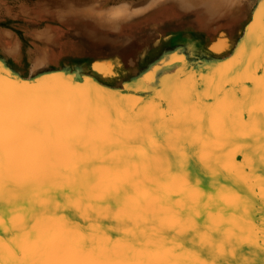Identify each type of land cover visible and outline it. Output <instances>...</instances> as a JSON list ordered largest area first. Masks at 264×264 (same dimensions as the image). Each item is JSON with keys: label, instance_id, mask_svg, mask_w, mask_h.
<instances>
[{"label": "bare ground", "instance_id": "1", "mask_svg": "<svg viewBox=\"0 0 264 264\" xmlns=\"http://www.w3.org/2000/svg\"><path fill=\"white\" fill-rule=\"evenodd\" d=\"M46 4L22 15L25 23L38 24L37 29H24L23 32H28L29 39L37 40L39 44L32 52L25 80H17L5 69L15 70V58L21 51L20 42L10 32H0V88L5 93L9 90L22 94L39 92L60 95L68 100H91L98 133L102 131V125L108 123L106 110L112 106L107 115L117 123L113 124L111 134L97 140L76 136L72 141L77 151L89 154L97 161H105L106 158L129 161L132 171L127 175L116 176L102 169L104 186L124 183L129 181L130 176H135V180L142 182L141 190L144 184L158 189L154 194L160 197L164 207H184L185 200L198 199V206L189 211L200 213L196 218L200 230L207 231L217 243L220 242L221 232L233 234L226 249L227 255L211 257L217 260V264L221 259L225 264H264V231H261L259 224L247 227L238 219L245 216L252 218L264 211V159H261L260 141L258 136H229L224 127L226 117L228 124L235 122L241 127L248 119L246 113L238 115L230 111V102L234 97L257 94L264 88V48L260 44L263 31L258 30L264 15V0H150L140 7L122 4L105 10L81 6V3L70 0L62 6L54 1ZM151 10L158 24L155 38H139V51L133 57L130 55L132 58L126 61L125 67L123 65L124 70L129 69L131 74L117 86L104 85L105 80L113 77L119 68L116 49L123 45L132 46L131 38H120L124 24ZM249 18L254 22L250 30L243 34L244 38H250L249 41L236 43L229 51L241 26ZM55 23L68 29V32L61 31ZM66 52H71V55ZM66 55L77 64L68 75L64 69L61 72L60 67L50 63L51 58ZM209 56H215L213 59L217 60L210 73L201 74L199 79L188 74L195 63L207 62ZM73 70L80 72L82 82H79L77 78L80 77L77 75L76 78ZM185 82L194 83L200 93L197 101L205 112L195 113L193 118H203V136L194 130L190 137H185L179 144L169 145L170 154H166L163 160H157L149 151V145L151 141L161 143V130L157 129L155 135L137 142L136 130L119 124L115 106L123 102L127 111L144 113L152 110L147 104L152 101L157 113L168 111L167 86ZM24 85L29 87L25 88ZM121 89L130 90L132 94H121ZM162 89L165 91L162 92ZM143 94L152 97L143 101ZM153 97L163 106L160 110L157 109L158 104H153ZM184 116V109L174 106L168 119L171 121ZM177 152L184 159L186 172L191 173L192 180L199 181L203 195L187 192L183 183L169 174L167 162ZM136 167L139 168L138 175ZM16 175L23 185L17 190L20 195L36 187L28 180L24 170H17ZM133 182L129 181L127 185L131 195H135ZM47 188L48 210L61 221L54 226L55 230L64 232L69 238L82 233L89 237V247H117L126 238L125 227L137 233L144 228L151 229V224L137 218L134 201L129 203V213L132 214L129 219L124 214L118 216L114 194L102 201L98 198L81 201L75 197L73 184L64 177H53ZM15 195L5 188L2 229L9 239L0 237L3 239L0 258L4 264H17L24 256L22 248L25 241L22 238L10 243V233L15 234L21 227V218L33 235L53 227L46 222L36 221L31 212L32 206L18 204L13 199ZM69 197L73 198L69 200ZM238 201L239 208L236 207ZM19 208L23 209L20 213L17 212ZM209 215L216 217L215 228L219 231L205 227ZM157 217L158 226L163 222L159 237L161 243L171 244L176 236V230L172 227L173 217L159 210V207ZM186 239H190V236H181L176 243ZM197 246L200 247L199 244ZM204 258L209 257L205 255ZM111 259L149 264L159 257L148 252H121Z\"/></svg>", "mask_w": 264, "mask_h": 264}, {"label": "snow or ice", "instance_id": "2", "mask_svg": "<svg viewBox=\"0 0 264 264\" xmlns=\"http://www.w3.org/2000/svg\"><path fill=\"white\" fill-rule=\"evenodd\" d=\"M260 44L261 48H264V34L260 37ZM163 91L165 90L162 89ZM166 93L168 111L157 113L152 101L147 102L152 110L144 113L127 111L123 102L115 106L119 124L134 128L137 142L155 135L157 129L161 130V143L151 141L149 145V151L157 160H163L166 154H170L169 145L179 144L185 137H190L194 130L201 136L204 133L203 118L199 120L193 118V114L205 112L197 101L200 93L196 85L191 82L169 85ZM161 98L163 99V96ZM230 105V111H235L238 115L246 113L248 119L241 127L235 122L228 124L226 117L224 124L226 132L229 136L243 138L258 136L261 159H264V88L257 94L234 97ZM174 106L182 107L185 116L169 121V113ZM111 108L112 106H109L106 110L108 123L102 125V131L98 133V123L91 100H68L60 95L39 92L22 94L9 90L5 93L3 88H0V237L9 239L2 229L5 188L9 193L16 194L13 199L18 204L26 203L32 206L31 212L36 221L53 226L49 231L33 235L21 218V227L15 234L10 233V243L21 238L25 241L22 248L24 256L17 264H137L131 260L111 259L121 252L131 254L148 252L159 257L149 264H217V260L211 257L227 255L226 249L232 241L233 234L221 232L220 242L217 243L207 231L202 232L196 223L200 213L189 211L198 206V199L185 200L184 207H164L160 197L154 194L158 189L144 184L141 190L142 182L135 180V176L129 177V181H134L132 188L135 195L129 193L127 187L129 181L105 187L101 170L116 176L127 175L132 171L129 161L107 158L105 161H97L95 157L76 150L72 143L74 137L88 136L91 140H97L114 131L113 124L117 122L112 121L110 115H107ZM105 149L107 150V145ZM167 166L171 177L180 180L187 192L196 196L203 195L199 189V181L192 180L191 173L186 172L184 159L178 152L173 154V159L167 162ZM17 170H24L28 180L36 186L23 195L17 191L23 187L17 179ZM138 174L139 168L136 167V175ZM53 177H64L67 182L72 183L75 197L81 201L92 198L102 201L103 198L114 194L117 201L115 211L118 216L124 214L131 219L129 203L134 201L137 218H143L146 224H151V229L144 228L137 233L125 227L127 235L124 242L115 248L107 249H98L95 245L89 247L87 243L89 237L82 233L77 234L75 238H69L64 232L55 230L54 226L61 222L60 218L52 214L47 207L49 202L47 185ZM72 198L69 197V200ZM9 202H12L11 199ZM239 206L238 201L236 207ZM157 207L173 217L172 227L176 230V236L173 237L171 244L161 243L159 239L163 222L161 221L158 226ZM22 211V208L17 209L18 213ZM238 219L247 227L259 224L261 231H264V211L252 218L245 216ZM215 225L216 217L209 215L205 227L219 231ZM181 236L186 238L190 236V239L176 243ZM3 239H0V248L3 246ZM205 255L209 258H204ZM0 264H4L2 258ZM219 264H225V261L221 259Z\"/></svg>", "mask_w": 264, "mask_h": 264}, {"label": "rangeland", "instance_id": "3", "mask_svg": "<svg viewBox=\"0 0 264 264\" xmlns=\"http://www.w3.org/2000/svg\"><path fill=\"white\" fill-rule=\"evenodd\" d=\"M47 1L48 2L54 1L58 6L66 5L67 2H69V0H5V1L0 0V32L2 33L10 32L16 37L17 41L20 42V45H21V51L18 54V56H16L15 58V61H16L15 66H14L15 70L13 68L7 69L5 67L8 73H10L13 76H15L18 72L23 77H27L28 72H29V67H30V60H32L31 58L32 52L34 48L37 45H39L37 40H33L31 38L29 39L28 32H26V34L25 32H23L24 29H37L38 24L25 23V21L22 20V15L25 12L34 11L38 9L37 7L40 8L43 5L46 6L47 5L46 3H48ZM70 1L78 2L81 4L90 3V2H103L105 4H115L121 1L133 2L135 0H70ZM149 1L150 0H142L135 4L131 3V5L126 4V3H123V4H126L132 8H135V7H140L142 5L147 4ZM91 6H94V5H91ZM105 9H98V10H105ZM153 16L154 15H152V10H151L149 12H146L145 14H142L134 21H130L129 23H131V25H128L129 23L124 24L123 29L121 31L120 38H131L130 44L132 46L129 47L128 45H123L122 47L116 49L115 54L119 62V68L117 70L114 69L115 75L109 78L110 80L109 79L105 80V82L106 81L108 82V85L117 86L121 80H123L124 78H127L131 74V72H128L129 69L124 70L123 65L126 63V61H128V59H131L134 56V54H136L139 51V44L141 43V40L139 38H155L158 24H157V20L154 19ZM133 22L134 24H132ZM253 22L254 21L252 20V18L251 19L249 18V20L246 21L241 26V29L239 32L240 36L238 35L237 38L233 40L234 42L230 46L229 51L232 50V48L234 47L236 43H240L243 41H245L246 43L247 41H249L250 38H244L243 34L245 31L250 30V27L253 24ZM46 24L48 25V22ZM56 25H59V24H56ZM59 28L61 29V31L64 30V33L68 32V29L61 27V25H59ZM84 28L89 29L91 27L84 26ZM258 30L263 31V34H264V15H263L261 26L259 27ZM67 54L71 55V52H68ZM209 57H210L209 60L205 62L203 65L192 68L190 71V75L194 76L197 79L201 74L206 75L210 73L215 67L217 60L213 59L215 58V56L214 57L209 56ZM50 63L54 67H57V68L64 67L67 64L70 70L74 69V67L77 65L76 63L72 61V58L69 55H66V57H62V58L55 56L51 58ZM120 65H122L121 68H120Z\"/></svg>", "mask_w": 264, "mask_h": 264}, {"label": "water", "instance_id": "4", "mask_svg": "<svg viewBox=\"0 0 264 264\" xmlns=\"http://www.w3.org/2000/svg\"><path fill=\"white\" fill-rule=\"evenodd\" d=\"M140 1H142V0H135V1H133V2H128V1H121V2H118V3H115V4H105V3H103V2H90V3H85V4H79V5H81V6H83V5H85V6H91V5H94L95 6V8H98V9H105V8H110V7H116V6H118V5H122L123 3H126V4H129V5H131V3H133V4H135V3H138V2H140ZM205 62H201V63H195V65H193V67H191V68H194V67H198V66H201V65H203ZM64 66V65H63ZM61 69V72H63V69L65 70V73H66V75H68L70 72H71V70L69 69V66H67V64L64 66V67H61L60 68ZM191 71V70H190ZM72 72H74L75 74H76V78H77V75L80 77V78H77V79H79V82H82L83 81V79H82V75L80 74V72L79 71H76V70H73ZM189 75H190V72L188 73ZM12 76V75H11ZM191 76V75H190ZM15 77H16V79L17 80H21V79H24V77L21 75V74H19V73H17L16 75H15ZM200 78V76L197 78V79H199ZM25 80V79H24ZM197 81V80H196ZM104 85H108V82L106 81L105 83H104ZM121 94H132V91H130V90H126V89H121ZM137 94V93H136ZM137 96H139V95H137ZM152 96L150 95V94H143V95H141V98H142V100L143 101H145V99L146 98H151ZM159 102H157L156 100H154L153 101V104H158ZM159 105V107H157V109L158 110H160L163 106L161 105V104H158Z\"/></svg>", "mask_w": 264, "mask_h": 264}]
</instances>
